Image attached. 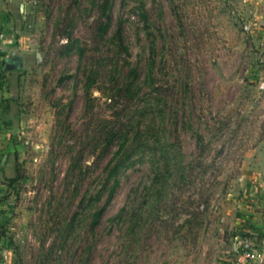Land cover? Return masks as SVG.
Segmentation results:
<instances>
[{"label":"rangeland","instance_id":"obj_1","mask_svg":"<svg viewBox=\"0 0 264 264\" xmlns=\"http://www.w3.org/2000/svg\"><path fill=\"white\" fill-rule=\"evenodd\" d=\"M101 2L6 3L0 261L227 264L246 227L264 225V29L249 10L257 1L113 0L99 39ZM66 35L75 47L61 54ZM14 51L23 66L3 72ZM133 68L138 94L114 105ZM107 128L123 137L101 156ZM122 156L118 183L104 187Z\"/></svg>","mask_w":264,"mask_h":264},{"label":"trees","instance_id":"obj_2","mask_svg":"<svg viewBox=\"0 0 264 264\" xmlns=\"http://www.w3.org/2000/svg\"><path fill=\"white\" fill-rule=\"evenodd\" d=\"M112 1L113 0H102V2L99 5V17H98L97 24L95 27V31H96V34H97L99 39H102L104 37V35L107 33V30L109 27V22H110V16L108 14V10L110 9ZM65 37H66L67 41L62 46V50L60 52L61 54H66L69 51L73 50L75 47V44L71 40L72 38L69 35H66ZM114 39L116 41L117 48L124 54V56H127L128 55V49H127V46L123 43L122 29L120 27H118L115 30ZM76 47H77V45H76ZM76 49H78V52L81 55L82 47L78 46ZM125 60H126V58H125ZM3 66H4V64H3ZM3 72H4V70H3ZM129 74H130V80L125 82L124 85L117 87L116 95L113 96V99H112L114 105H118V104H121V103L126 102V101H132L135 98V96L138 94V89L134 88V86H135L134 82L138 77L136 69H134V68L131 69L129 71ZM155 89L157 90L159 88H155ZM104 134H105V136H103L101 156H103L107 152L108 148L111 145H113L116 140L121 139L120 137L122 136L121 133H119L118 131H116L113 128H109V129L107 128L106 131L104 132ZM124 146H125V142L121 141L119 148L121 149ZM81 157H82V155H81ZM128 159H129V156H127V157L122 156V157H119L116 161H113L112 163L110 162L111 164L110 163L108 164L107 174L105 177L106 179H105V182L103 185L104 187H106L107 183H109V181H111L112 178L114 179V181H113L114 186L118 183L117 173L121 167H124L127 165ZM80 161H81V158H76V159L74 158L73 162L71 164V168L81 169L79 166ZM15 172L18 173V167L15 168ZM112 191H113V188L110 191V195H111ZM99 198H100V194H98L95 197V200H99ZM102 209L103 208L99 209L94 214V218L91 222V226L93 228L99 222V218H100L102 211H103ZM241 238L242 239L251 238V239H255L256 241H258V240H261L262 237L257 236V235L252 234V233H249V232H246V233L242 234Z\"/></svg>","mask_w":264,"mask_h":264},{"label":"built area","instance_id":"obj_3","mask_svg":"<svg viewBox=\"0 0 264 264\" xmlns=\"http://www.w3.org/2000/svg\"><path fill=\"white\" fill-rule=\"evenodd\" d=\"M253 14L257 17L255 11H253ZM242 27L244 30L248 31L251 27V22H244ZM238 241L239 244H237ZM231 255L232 256L227 260V264H264V238L258 241L251 238L237 239L234 243ZM0 264L6 263L0 261Z\"/></svg>","mask_w":264,"mask_h":264},{"label":"crops","instance_id":"obj_4","mask_svg":"<svg viewBox=\"0 0 264 264\" xmlns=\"http://www.w3.org/2000/svg\"><path fill=\"white\" fill-rule=\"evenodd\" d=\"M254 1H257L256 11H255L254 7H251V9H249V10L255 11L257 13V18L255 19L254 24L257 26V28L259 30H261V29H264V0H254ZM6 3H8V0H3V1L0 0V24L4 23L6 20L5 19L6 17L4 15V12L7 8ZM259 16H260V18H258ZM261 31H263V30H261ZM16 52L17 51H14V53H16ZM244 231L255 234L257 236H260V237H262L261 239H263V237H264V225L260 226V225H258V223L256 224L255 228H251V226L246 227V230H244Z\"/></svg>","mask_w":264,"mask_h":264},{"label":"water","instance_id":"obj_5","mask_svg":"<svg viewBox=\"0 0 264 264\" xmlns=\"http://www.w3.org/2000/svg\"><path fill=\"white\" fill-rule=\"evenodd\" d=\"M20 8H22V5H20ZM23 66V61L20 59H18V57L15 58L14 61H9V58L7 57L4 61V66H3V70H10V69H15V68H21Z\"/></svg>","mask_w":264,"mask_h":264},{"label":"flooded vegetation","instance_id":"obj_6","mask_svg":"<svg viewBox=\"0 0 264 264\" xmlns=\"http://www.w3.org/2000/svg\"><path fill=\"white\" fill-rule=\"evenodd\" d=\"M16 57H18V59H19V55H18L17 53L12 54V55L10 56V58H9V61H10V60H11V61H14ZM4 61H5V60H3V62H4Z\"/></svg>","mask_w":264,"mask_h":264}]
</instances>
